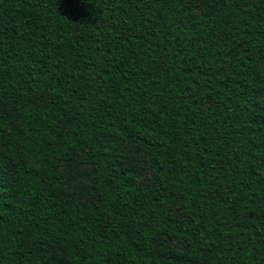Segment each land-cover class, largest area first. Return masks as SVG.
I'll list each match as a JSON object with an SVG mask.
<instances>
[{"label":"trees","instance_id":"1","mask_svg":"<svg viewBox=\"0 0 264 264\" xmlns=\"http://www.w3.org/2000/svg\"><path fill=\"white\" fill-rule=\"evenodd\" d=\"M0 264H264V0H0Z\"/></svg>","mask_w":264,"mask_h":264},{"label":"rangeland","instance_id":"2","mask_svg":"<svg viewBox=\"0 0 264 264\" xmlns=\"http://www.w3.org/2000/svg\"><path fill=\"white\" fill-rule=\"evenodd\" d=\"M83 167H80V168H77V170H76V174H77V176H78V178L80 179V180H83L84 179V177L82 176V173H81V169H82ZM141 178H140V181L141 182H145V181H147L148 180V178L150 177V171H147V172H144V173H142L141 174V176H140ZM74 185L75 183H68L67 185H66V187L69 189V190H71V185Z\"/></svg>","mask_w":264,"mask_h":264}]
</instances>
